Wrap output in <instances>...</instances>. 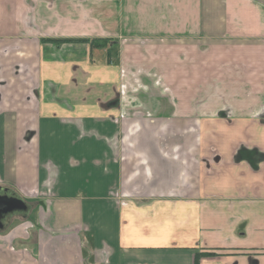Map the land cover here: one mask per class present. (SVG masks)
Returning <instances> with one entry per match:
<instances>
[{
    "label": "crops",
    "instance_id": "0c3cea01",
    "mask_svg": "<svg viewBox=\"0 0 264 264\" xmlns=\"http://www.w3.org/2000/svg\"><path fill=\"white\" fill-rule=\"evenodd\" d=\"M0 186V264H264V0H0Z\"/></svg>",
    "mask_w": 264,
    "mask_h": 264
},
{
    "label": "rangeland",
    "instance_id": "374dc122",
    "mask_svg": "<svg viewBox=\"0 0 264 264\" xmlns=\"http://www.w3.org/2000/svg\"><path fill=\"white\" fill-rule=\"evenodd\" d=\"M93 54H94V59L95 60H102L104 61L105 60V52L102 50V49H99V48H94L93 50ZM149 86V92L150 93V96H152L153 93L157 94L159 91H162L164 86L161 85V84H150L148 85ZM92 88L93 89H89L88 93H97V94H101L102 92H104L105 88L100 86L99 83H96L94 85H92ZM128 90H126L125 88L123 89V92L125 93V96H141L143 93H142V89H144L145 91H147V86H143L141 83H135V84H131V85H128L127 86ZM142 93V94H141ZM118 94V93H117ZM116 97H118V95H115ZM149 96V97H150ZM140 100H137V99H134L132 102L131 101H128L130 103H128V105H132L133 107H136V106H141V103H140ZM152 103H155L157 102V100H151ZM160 102H163V101H160ZM129 107V106H128ZM131 107V106H130ZM136 110H140L139 107H136L134 108ZM30 218H34V214L30 216Z\"/></svg>",
    "mask_w": 264,
    "mask_h": 264
},
{
    "label": "flooded vegetation",
    "instance_id": "af4514ba",
    "mask_svg": "<svg viewBox=\"0 0 264 264\" xmlns=\"http://www.w3.org/2000/svg\"><path fill=\"white\" fill-rule=\"evenodd\" d=\"M18 200L12 191L0 186V226L10 223L14 216L24 214L26 205L20 204Z\"/></svg>",
    "mask_w": 264,
    "mask_h": 264
},
{
    "label": "trees",
    "instance_id": "16d2710c",
    "mask_svg": "<svg viewBox=\"0 0 264 264\" xmlns=\"http://www.w3.org/2000/svg\"><path fill=\"white\" fill-rule=\"evenodd\" d=\"M50 40L54 42H62V41H72L74 39H50ZM76 40L88 43L90 49L105 48L107 63L111 62V59H110L111 55H115V53L112 52L115 49L114 48L115 41H111V39L109 38L92 37V38H80ZM195 263H196V258H195Z\"/></svg>",
    "mask_w": 264,
    "mask_h": 264
},
{
    "label": "water",
    "instance_id": "95a60500",
    "mask_svg": "<svg viewBox=\"0 0 264 264\" xmlns=\"http://www.w3.org/2000/svg\"><path fill=\"white\" fill-rule=\"evenodd\" d=\"M18 202L22 205H25V203L22 200H18Z\"/></svg>",
    "mask_w": 264,
    "mask_h": 264
}]
</instances>
